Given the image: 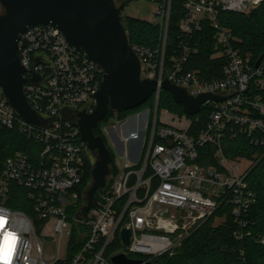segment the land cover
I'll list each match as a JSON object with an SVG mask.
<instances>
[{"label":"built area","instance_id":"built-area-1","mask_svg":"<svg viewBox=\"0 0 264 264\" xmlns=\"http://www.w3.org/2000/svg\"><path fill=\"white\" fill-rule=\"evenodd\" d=\"M172 1L158 0L151 20L163 27L161 46L130 44L141 63V78L157 82L156 104L165 80L193 98L222 99L207 98L192 117L165 110L174 121L156 115L151 124L139 112L128 120L115 116L107 132L119 129L125 159L115 164L117 175L110 169L104 191L86 213L93 178L87 187L83 183L88 163L94 168L97 156L82 140L79 120L80 113L92 114L97 106L104 68L51 24L21 36L23 92L38 122L25 120L0 86V129H16L33 143L29 151L0 158V264H59L75 230L83 245L69 264H113L111 258L121 253L146 263L172 255L221 208L229 209L237 223L235 237L246 236L247 216L257 201L247 182L251 167L245 165L253 159L227 156L224 143L242 137L264 147V53L244 52L221 23L220 12L248 13L263 0H179L184 8L181 39L167 61ZM205 21L214 30L211 59L221 71L211 78L189 67L200 53L195 36ZM133 142L135 159L129 150ZM207 145L215 148L213 163L201 161L208 159L202 152ZM11 200L26 209L12 208ZM124 228L132 232L127 247L121 239ZM116 234L124 247L108 258Z\"/></svg>","mask_w":264,"mask_h":264},{"label":"water","instance_id":"water-1","mask_svg":"<svg viewBox=\"0 0 264 264\" xmlns=\"http://www.w3.org/2000/svg\"><path fill=\"white\" fill-rule=\"evenodd\" d=\"M5 13L0 16V86L15 109L31 123L38 122L23 92L24 67L18 55L21 36L39 24L59 28L68 42L86 51L105 71L101 89L96 95L97 106L92 114L80 113L82 140L96 152L92 170L93 182L88 190V203L83 213L94 206L97 191L103 189L110 173L112 154L105 139L96 135L94 128L110 110L129 111L142 107L157 90V82L141 78V63L133 51L122 12L126 6H117L114 0H0ZM162 89L170 92L183 106L184 113H199L202 103L212 95L193 98L183 88L165 80ZM114 134L116 131L112 129ZM131 230L124 228L121 239L129 246ZM50 253L52 244L47 245ZM113 264H152L121 253L111 258Z\"/></svg>","mask_w":264,"mask_h":264},{"label":"trees","instance_id":"trees-1","mask_svg":"<svg viewBox=\"0 0 264 264\" xmlns=\"http://www.w3.org/2000/svg\"><path fill=\"white\" fill-rule=\"evenodd\" d=\"M128 4L133 0H121ZM158 2V0H151ZM184 16L183 3L179 0L172 1L170 23L168 30V41L166 48V60L168 61L174 45L180 41L181 33L179 29L180 21ZM221 23L228 27L238 45L246 53H253L261 56L264 53V0L248 13H236L229 11L220 12ZM126 30L131 45H141L157 50L162 44L163 27L150 20L136 17H126ZM214 30L209 21H205L202 31L197 33L195 40L200 44V53L191 59L189 67L200 69L209 78L214 77V73L220 74L219 64L211 59L213 47ZM149 108L151 110V124L155 116L159 117L161 110H169L180 115H184L183 106L178 104L173 95L162 89L158 104H156L155 94L142 107L129 111L110 110L108 116L102 120L109 122L115 116L125 120L130 115L136 114ZM156 112V114H155ZM192 117V115H189ZM94 128L96 135L105 139L106 145L112 154V172L117 175V168L114 163V153L110 148L107 139L101 130V123ZM205 123V117L200 125ZM197 125L196 127H200ZM33 143L16 129H0V158L12 154L16 150L29 151ZM224 151L227 156L254 158V165L250 168L247 182L249 187L256 193L257 201L249 211L248 227L244 239L235 237L237 223L229 209H219L213 216L202 222L196 229L185 238L181 246L170 255L169 253L151 259L152 264H264V243L258 241L259 237L264 238V147L250 145L245 138L227 139L224 143ZM214 146L203 147L202 152H206L208 159L201 160L205 163H213ZM257 156V157H255ZM93 166L88 163L83 187H87L91 181ZM100 191V192H99ZM96 198L104 190H99ZM99 193V194H98ZM9 206L12 208L26 209L21 201L11 200ZM123 202L120 203V206ZM225 216L224 221L215 224L216 217ZM115 239L121 245L119 236ZM83 245L78 241V232L74 231L69 244V252L65 259L59 264H69L75 254L80 251ZM122 246V245H121ZM111 247L107 249L106 256L111 257Z\"/></svg>","mask_w":264,"mask_h":264},{"label":"rangeland","instance_id":"rangeland-1","mask_svg":"<svg viewBox=\"0 0 264 264\" xmlns=\"http://www.w3.org/2000/svg\"><path fill=\"white\" fill-rule=\"evenodd\" d=\"M117 6H121L123 3L121 0H114ZM158 2L155 1H151V0H133L131 2H129L128 4H126L123 12H122V22L124 24V26L126 27V17H136V18H141V19H145V20H152L155 16V13L158 9ZM5 13V8L2 6V4L0 3V16L3 15ZM139 115H143L144 117H147L149 119H151V110L149 108H144L143 110H141L139 113ZM156 114V112H155ZM161 119H166L167 121H174L171 117H168L166 115L165 110H161L160 114H159ZM130 117H133L132 115L129 116L127 118L130 119ZM134 118V117H133ZM132 122H134V119L132 120ZM101 130L103 131L107 142L110 146V148L112 149L113 153H114V163L117 165L119 163H121L122 161H124V157L120 154L118 148L114 145L111 135L107 132V128L113 127V123L106 122V121H102L101 123ZM127 129L130 127V125L126 126ZM117 131L118 136H120L119 133V129H115ZM97 153H95L96 155ZM97 156V155H96ZM257 157V156H255ZM96 158L94 157V160ZM254 158L253 160H251V162H247L248 164H245L247 167H252L254 165ZM112 168V165H110V169ZM100 192V191H99ZM99 194V193H98ZM224 219L223 217H216L215 218V224H219L221 222H223ZM119 236V235H118ZM120 243L121 245L119 246L118 241L116 239H114L113 244L111 245V254H115L118 251H121L123 249V244L121 242V239L119 237Z\"/></svg>","mask_w":264,"mask_h":264},{"label":"crops","instance_id":"crops-1","mask_svg":"<svg viewBox=\"0 0 264 264\" xmlns=\"http://www.w3.org/2000/svg\"><path fill=\"white\" fill-rule=\"evenodd\" d=\"M111 138H112V141L114 143V145L118 148L120 154H122L124 151V146L122 145L121 141L119 140V138L117 137V135L114 134L113 130L111 129ZM137 146V143L136 142H133L131 145H130V155L132 158H136V154H135V151H134V148Z\"/></svg>","mask_w":264,"mask_h":264}]
</instances>
